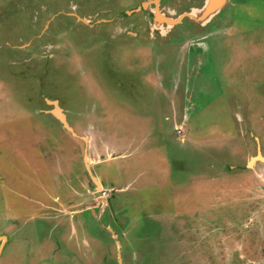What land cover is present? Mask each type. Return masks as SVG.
Instances as JSON below:
<instances>
[{
    "label": "rangeland",
    "instance_id": "rangeland-1",
    "mask_svg": "<svg viewBox=\"0 0 264 264\" xmlns=\"http://www.w3.org/2000/svg\"><path fill=\"white\" fill-rule=\"evenodd\" d=\"M157 1L0 0V264H264V0Z\"/></svg>",
    "mask_w": 264,
    "mask_h": 264
},
{
    "label": "flooded vegetation",
    "instance_id": "flooded-vegetation-1",
    "mask_svg": "<svg viewBox=\"0 0 264 264\" xmlns=\"http://www.w3.org/2000/svg\"><path fill=\"white\" fill-rule=\"evenodd\" d=\"M105 1H107V0H105ZM147 0H129V3H132L133 4V6L130 8V9H134V8H137V4L138 3H140V5L143 3V2H146ZM204 1L205 0H158L157 1V6H158V8L160 7L161 8V10H166V11H168V12H166V13H161V14H163L164 16H165V14H168V15H171V14H176V11L177 10H182V8H186L189 4H192V3H194V6L195 7H187V9L189 10V12H187L188 14H191L192 12H193V14H192V17H193V19H192V21L193 22H190L189 21V24H185V26H186V28H189V27H192V28H194V26H196L197 28H199V29H204L206 26H209L211 23H212V21L216 18V16H218V15H220L221 14V12L223 11V9L232 1V0H222V5L221 6H218L216 9H214L217 5H214L216 2H214V0H210L209 1V4L207 5L206 3H204ZM110 2V1H109ZM207 2V1H206ZM219 2H220V0H219ZM219 2H218V4H219ZM199 4H200V6H201V8H199ZM224 5V6H223ZM136 6V7H135ZM182 6V8L181 9H179L180 7ZM153 8V7H155V4H151V6H148V8H146L145 9V6H141L140 7V12H138V14L139 13H144V12H148L147 13V16H148V18H150V22L149 23H151V17H149L150 16V9L149 8ZM118 8H119V6H118ZM161 10H160V12H161ZM204 11H206V12H204ZM217 11V12H216ZM104 12H109L108 11V9H103L102 11H101V13H104ZM125 12V11H124ZM153 10L151 11V13L153 14ZM169 13H171V14H169ZM184 13V12H183ZM201 13H203V15L201 16ZM200 14V15H199ZM153 16V15H152ZM130 17V16H129ZM132 17V16H131ZM175 17H177V16H175ZM157 18V17H156ZM202 18V19H201ZM125 19V18H124ZM201 19V20H200ZM160 21H161V18L160 17H158V20H156V25H157V27L155 26V29L153 30V31H156V32H158L160 35H162L161 34V32H163V31H165V35H162V36H167V35H169V34H172L173 33V31H175L177 28H179V25H183V21H184V19H181L179 22H178V24L176 23V24H173V23H171V22H169V24H167V23H163L162 24V26L160 27L159 26V23H160ZM137 23V22H136ZM136 23H133V22H130L129 24H130V26L131 25H135ZM143 26H144V30L145 31H148V29H147V25H148V23L147 24H145V22L143 21V24H142ZM171 26V27H170ZM195 27V28H196ZM161 30H163V31H161ZM161 31V32H160ZM128 34H133V36L132 35H130V36H132V37H136V33H134V32H127ZM213 36V35H212ZM214 36H216V35H214ZM213 36V37H214ZM56 110V109H55ZM187 110H185V112H186ZM184 117H186L187 118V120H182L181 121V123L180 124H185L186 125V123H187V121H188V114H185L184 115ZM187 127V126H186ZM187 130L189 131V129L187 128ZM1 139H3V137H0V140ZM26 140V138H24L23 137V140ZM49 139H51V135H50V137H49ZM187 139V138H186ZM180 140L181 142H188L187 140ZM52 141V140H51ZM19 145H20V149H21V151H20V154H22V155H24V146L23 145H21L20 144V142L18 143ZM68 146H67V148L69 149V151L68 152H70V151H72V149L74 148V145L73 144H71V143H68L67 144ZM64 146H65V144H64ZM17 147H18V145H17ZM263 148V147H262ZM261 156V155H260ZM261 157H263V156H261ZM61 157L59 156H57V155H54L53 156V158L51 159V162H52V160H54V159H60ZM23 160L25 161V163L28 165V166H30L31 168H33V166L31 165V161H32V156L31 155H26V157H24L23 156ZM45 163H46V161H44ZM255 162H259V161H255ZM45 165V164H44ZM52 166V167H51ZM57 166H59V162H57L55 165L54 164H52L51 163V165L49 164V163H46V165L45 166H43V167H39V170H42V168H43V171L44 172H47L48 174L50 173V171H52V170H55V171H59L61 168H59V169H57ZM35 167V166H34ZM46 168V169H45ZM60 172L61 173H63L61 170H60ZM64 192H65V188H64V190H62L61 192H60V195H62L63 196V194H64ZM115 193H117V194H119V196H120V193H119V190H116V192H112V194L110 195V196H112V197H110V199L111 198H115ZM58 196H59V194H58ZM58 196H56L57 198H53V201H57V200H59L60 198H58ZM117 197V198H120V197ZM109 197H108V204H107V206H109ZM50 204H51V202H50ZM111 206V205H110ZM49 209H51V207H49ZM105 210V209H104ZM104 210L100 213V210H95L94 212H92V214L96 217V211H99V213L100 214H103V212H104ZM47 211V210H46ZM51 218V217H50Z\"/></svg>",
    "mask_w": 264,
    "mask_h": 264
},
{
    "label": "water",
    "instance_id": "water-1",
    "mask_svg": "<svg viewBox=\"0 0 264 264\" xmlns=\"http://www.w3.org/2000/svg\"><path fill=\"white\" fill-rule=\"evenodd\" d=\"M209 1H210V0H209ZM208 4H209V3H208ZM208 4H207V5H208ZM222 4H223V3H222V0H220L219 4H218L214 9H216L218 6H221ZM125 15H126V14H125ZM127 15H128V13H127ZM173 24H175V23H173ZM54 106H56V104H54ZM57 118L59 119V121L64 125V127H65L70 133H73L72 129H71L70 127H68V125H67V123H66L64 117H62V116H60V115H57ZM253 161H254V162H255V161H259V162H261V163L264 164V157H261L260 155H257L256 157L250 159V161H249V163H248L247 166H249L251 163H253ZM0 250H1V247H0Z\"/></svg>",
    "mask_w": 264,
    "mask_h": 264
},
{
    "label": "bare ground",
    "instance_id": "bare-ground-1",
    "mask_svg": "<svg viewBox=\"0 0 264 264\" xmlns=\"http://www.w3.org/2000/svg\"><path fill=\"white\" fill-rule=\"evenodd\" d=\"M214 2H216L214 5H218L219 0H214ZM204 12H206V11H204ZM201 15H203V13ZM56 113L59 115V111L58 110L56 111Z\"/></svg>",
    "mask_w": 264,
    "mask_h": 264
},
{
    "label": "crops",
    "instance_id": "crops-1",
    "mask_svg": "<svg viewBox=\"0 0 264 264\" xmlns=\"http://www.w3.org/2000/svg\"><path fill=\"white\" fill-rule=\"evenodd\" d=\"M53 217H54V216H53ZM0 237L3 238V240L0 241V243H1L0 245L2 246L3 243L6 241V238H5V237H2V236H0Z\"/></svg>",
    "mask_w": 264,
    "mask_h": 264
}]
</instances>
